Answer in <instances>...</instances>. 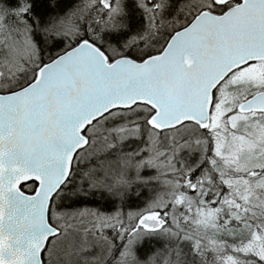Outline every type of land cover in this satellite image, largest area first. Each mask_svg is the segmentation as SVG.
Here are the masks:
<instances>
[{"label": "snow or ice", "instance_id": "snow-or-ice-1", "mask_svg": "<svg viewBox=\"0 0 264 264\" xmlns=\"http://www.w3.org/2000/svg\"><path fill=\"white\" fill-rule=\"evenodd\" d=\"M0 264H264V0H0Z\"/></svg>", "mask_w": 264, "mask_h": 264}]
</instances>
